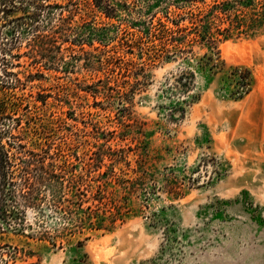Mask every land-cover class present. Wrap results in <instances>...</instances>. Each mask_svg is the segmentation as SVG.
Here are the masks:
<instances>
[{
  "label": "rangeland",
  "instance_id": "374dc122",
  "mask_svg": "<svg viewBox=\"0 0 264 264\" xmlns=\"http://www.w3.org/2000/svg\"><path fill=\"white\" fill-rule=\"evenodd\" d=\"M172 2L136 0L116 20L90 13L88 24L107 36L101 44L86 39L83 51L57 40L32 59L31 34L11 33L19 37L10 51L17 57H6L24 83L16 91L24 109L13 117L27 127V147L48 149L55 163L78 171L90 164L92 180L111 170L134 178L131 169L150 178L148 194H125L128 214L109 231L69 235L49 209L27 210L33 233L49 239L0 232V264H264V26L219 43L217 54L196 44L182 56L148 64L133 49L135 55L104 63L123 49L118 37L131 40L125 24H143L148 11L160 16ZM58 14L44 10L40 30L49 18L58 25ZM205 54L216 67L204 62ZM98 61L114 71L101 70ZM107 184L124 196L114 177Z\"/></svg>",
  "mask_w": 264,
  "mask_h": 264
},
{
  "label": "trees",
  "instance_id": "16d2710c",
  "mask_svg": "<svg viewBox=\"0 0 264 264\" xmlns=\"http://www.w3.org/2000/svg\"><path fill=\"white\" fill-rule=\"evenodd\" d=\"M57 1L0 0V232H20L27 238L35 237L38 240H46L47 233H33L32 224L26 222L27 210L39 214L49 209L62 220V231L69 235L93 230L109 231L115 222H123L128 214L125 194L137 191L149 193L144 184L150 175L144 170L131 169L135 177L125 180L112 170L107 175L104 171L92 180L89 177L90 164L78 171L63 160L55 163L57 155L50 154L48 149L27 147V127L21 126L19 116L13 117L18 109H24L19 103L21 96L16 95L24 83L18 78V73L12 71L15 66L8 59L17 57L10 51L19 41V37L11 33L21 31L31 34L28 46L34 54L32 59L44 51L46 44L54 46L57 40L60 43H76L83 51L82 45L86 39L101 44L107 36L102 32V27L88 24L90 13L98 12L108 20H116L117 14L130 13L132 4L136 3V0L130 4L122 0H81V3L78 0H60L62 4ZM166 5L160 8V16L148 11L149 18L143 24H140L141 21L125 24L122 30L129 33L131 40L127 42L118 37L117 46L123 49L121 52L114 51L104 63L109 64V61L121 55H135L133 49L137 52V58H144L148 64L182 56L196 44L217 54L214 51L219 43L247 36L264 26V0H173ZM52 7L59 9L58 25L52 26L49 18L45 29L40 30L41 13ZM76 16L81 23L73 20ZM122 30L118 31V35ZM73 31V38H70L69 34ZM7 34L10 37L3 42ZM204 57L205 63L211 68L216 67L213 57L206 54ZM126 60L132 63V60ZM103 66L98 61L101 70L114 71L108 65ZM130 73L132 71L127 75ZM182 76L184 74L177 78L182 81ZM240 78V85L245 88L248 76ZM106 79L109 82V78ZM181 87L186 90L189 86L182 84ZM38 98L35 101L42 103ZM25 116V124L28 125L29 116ZM99 165L100 162L95 165V170L100 168ZM125 166L127 170L130 169L128 164L125 163ZM119 171L122 173L121 168ZM113 177L121 183L124 196L117 197L115 192L108 191L107 181ZM90 182L96 183L93 185ZM146 264H153V261Z\"/></svg>",
  "mask_w": 264,
  "mask_h": 264
},
{
  "label": "bare ground",
  "instance_id": "6f19581e",
  "mask_svg": "<svg viewBox=\"0 0 264 264\" xmlns=\"http://www.w3.org/2000/svg\"><path fill=\"white\" fill-rule=\"evenodd\" d=\"M226 47V46H225Z\"/></svg>",
  "mask_w": 264,
  "mask_h": 264
}]
</instances>
